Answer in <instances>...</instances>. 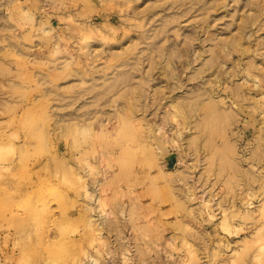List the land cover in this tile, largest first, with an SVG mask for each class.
I'll return each mask as SVG.
<instances>
[{"label": "rangeland", "instance_id": "1", "mask_svg": "<svg viewBox=\"0 0 264 264\" xmlns=\"http://www.w3.org/2000/svg\"><path fill=\"white\" fill-rule=\"evenodd\" d=\"M247 1L0 0V264H264Z\"/></svg>", "mask_w": 264, "mask_h": 264}, {"label": "bare ground", "instance_id": "2", "mask_svg": "<svg viewBox=\"0 0 264 264\" xmlns=\"http://www.w3.org/2000/svg\"><path fill=\"white\" fill-rule=\"evenodd\" d=\"M176 2L177 3L179 2V4H178L179 8H182V7L186 6L187 2L191 3L190 4L192 6L191 9L193 8V6L202 5L203 10L205 11L202 15H203V17L205 19L210 17V12L209 11L211 9L215 8L216 5L222 4V0H215L214 3H210V4H207L206 0H176ZM235 2H236V4H238L240 2V0H235ZM246 6L247 7H251V11H252L251 14L248 15V16H251L252 20L254 19V21H255L254 23L255 24L257 23L256 24V26H257L256 33H259L261 31H263L264 30V0H248ZM188 13H189V11H185L183 13V16L188 15ZM233 16H235V15H233ZM240 17H242V20H243L244 17H246V15L241 13ZM163 33H164V31H163ZM159 35H160V33H157L155 37H158ZM194 38H195V36L193 34L187 35L186 38H185V44L186 45L187 44L188 45H194L193 44ZM256 42H257L256 46H255L256 54H255V58L252 61H253L254 67L256 68L258 74L260 75V74H264V70H263V68H264L263 56H264V54L262 52V50H264V46H262L263 43H261L259 39H257ZM175 46H177V44ZM139 64H140L139 60H136V62L134 64H132V63L126 64L123 67V70L116 74V77L114 78V82H117L119 80H131L132 77H133L132 71L134 69H136V66H138ZM129 65L131 67L128 68V70H125L127 68V66H129ZM258 80H260V78ZM255 81H257V80H255ZM258 83H259V81L257 82V84ZM256 107H258V106H256ZM262 113L264 114L263 111H262ZM254 121H255V123H253L254 126H252L253 130H254V137L253 138H254V142H255V160H254L255 161V163H254L255 165H254V168L257 169L261 165V163L263 161V158H264V122L262 121V119H260V117L258 118L257 114L255 115ZM157 149L159 151H162L161 147L157 148ZM181 171H179V172H181ZM256 177L258 179H260L259 178L260 175L256 174ZM257 182L259 183V181H257Z\"/></svg>", "mask_w": 264, "mask_h": 264}, {"label": "crops", "instance_id": "3", "mask_svg": "<svg viewBox=\"0 0 264 264\" xmlns=\"http://www.w3.org/2000/svg\"><path fill=\"white\" fill-rule=\"evenodd\" d=\"M247 126H248V124H247Z\"/></svg>", "mask_w": 264, "mask_h": 264}]
</instances>
